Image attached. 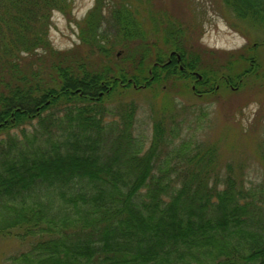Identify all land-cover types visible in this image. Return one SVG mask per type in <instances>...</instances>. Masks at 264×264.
Masks as SVG:
<instances>
[{"label": "trees", "instance_id": "1", "mask_svg": "<svg viewBox=\"0 0 264 264\" xmlns=\"http://www.w3.org/2000/svg\"><path fill=\"white\" fill-rule=\"evenodd\" d=\"M102 1L77 22L76 50L58 52L52 15L69 17L72 0H0V239L24 247L3 264H264V183L223 169L170 110L138 139L126 94L193 80L194 94H235L260 80L257 59L240 54L235 76L204 72L184 25L149 12V27L123 0L111 10L117 60L98 34ZM222 1L264 31V0Z\"/></svg>", "mask_w": 264, "mask_h": 264}, {"label": "rangeland", "instance_id": "2", "mask_svg": "<svg viewBox=\"0 0 264 264\" xmlns=\"http://www.w3.org/2000/svg\"><path fill=\"white\" fill-rule=\"evenodd\" d=\"M121 1H102L103 21L98 30L104 47L113 45L117 60L123 57L124 45L120 43L111 10ZM134 1L141 15L138 19L149 27L150 12L156 17L167 14L169 20L175 19L188 29V36L192 40L190 44L200 51L202 71L218 76L239 75L247 67L238 58L243 54L245 58L252 55L257 59V72L260 75V80L257 74L247 76L242 88L235 94L233 92L238 90L223 85L220 89L214 86L217 91L214 95L194 94L191 90L194 80L187 83L188 89H183L178 82L170 88L165 85L140 91L132 86L126 90V94L137 108L135 137L148 143L154 119L158 120L163 112H166L163 116H168L170 110L175 119L184 120L185 136L186 133H193L199 140L217 147L223 169L230 163L236 174L250 185L264 183V160L260 152L261 143L264 144V31L235 20L222 0ZM95 3L96 0H72L69 17L61 12L53 13L49 41L55 51L76 50L80 43L77 22L87 16ZM150 39L153 37L150 36ZM233 58L237 63L228 66L227 63ZM262 82L263 88L258 86ZM118 99L115 96L111 101L116 103ZM21 249L24 247L16 240L0 239V264Z\"/></svg>", "mask_w": 264, "mask_h": 264}, {"label": "flooded vegetation", "instance_id": "3", "mask_svg": "<svg viewBox=\"0 0 264 264\" xmlns=\"http://www.w3.org/2000/svg\"><path fill=\"white\" fill-rule=\"evenodd\" d=\"M177 57H178V56H176V59H177V61H179L180 58L178 59ZM192 88H193V87H192ZM193 89H194V88H193Z\"/></svg>", "mask_w": 264, "mask_h": 264}, {"label": "water", "instance_id": "4", "mask_svg": "<svg viewBox=\"0 0 264 264\" xmlns=\"http://www.w3.org/2000/svg\"><path fill=\"white\" fill-rule=\"evenodd\" d=\"M198 78H200V76H198Z\"/></svg>", "mask_w": 264, "mask_h": 264}]
</instances>
